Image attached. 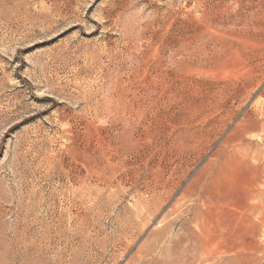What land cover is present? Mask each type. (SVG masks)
<instances>
[{
	"label": "rangeland",
	"instance_id": "rangeland-1",
	"mask_svg": "<svg viewBox=\"0 0 264 264\" xmlns=\"http://www.w3.org/2000/svg\"><path fill=\"white\" fill-rule=\"evenodd\" d=\"M0 264H264V0H0Z\"/></svg>",
	"mask_w": 264,
	"mask_h": 264
},
{
	"label": "bare ground",
	"instance_id": "bare-ground-1",
	"mask_svg": "<svg viewBox=\"0 0 264 264\" xmlns=\"http://www.w3.org/2000/svg\"><path fill=\"white\" fill-rule=\"evenodd\" d=\"M224 180V179H223ZM214 192V191H213ZM220 192V191H219Z\"/></svg>",
	"mask_w": 264,
	"mask_h": 264
}]
</instances>
